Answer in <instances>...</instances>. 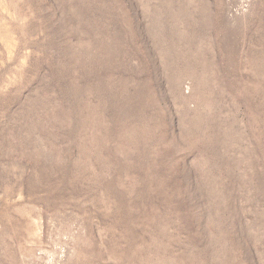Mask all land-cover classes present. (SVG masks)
<instances>
[{
	"label": "rangeland",
	"instance_id": "obj_1",
	"mask_svg": "<svg viewBox=\"0 0 264 264\" xmlns=\"http://www.w3.org/2000/svg\"><path fill=\"white\" fill-rule=\"evenodd\" d=\"M0 264H264V0H0Z\"/></svg>",
	"mask_w": 264,
	"mask_h": 264
}]
</instances>
